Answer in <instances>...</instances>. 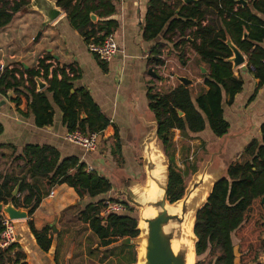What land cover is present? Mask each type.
Masks as SVG:
<instances>
[{
	"label": "trees",
	"instance_id": "obj_1",
	"mask_svg": "<svg viewBox=\"0 0 264 264\" xmlns=\"http://www.w3.org/2000/svg\"><path fill=\"white\" fill-rule=\"evenodd\" d=\"M52 1L80 31L87 47L92 43H102L118 29V23L113 19L116 0ZM247 1V6L240 0H196L188 4L185 0H175L173 4L170 0H151L149 3L144 42H153L163 34L165 41L180 53L181 61L186 56L185 49L189 47L210 69V73L204 77L207 89L201 90L196 97L190 86L182 84L162 93L154 86L148 89L149 110L157 122L158 138L170 164L168 198L171 203L184 197L188 178L199 171L198 165L202 159L198 157L197 150L192 152L193 135L209 127L214 137L223 138L230 130L224 117V104H229L225 97L232 99L242 90L243 81L234 76L233 64L228 62L233 57L229 41L248 56L249 65L256 69V78L264 84V48L259 46L264 42V21L257 14L264 15V0H244ZM30 4L31 0H0V29L23 15ZM210 12L216 16L215 22H208ZM93 14L99 18L97 25L92 21ZM164 48V44L151 48V66H164L161 58ZM52 60L53 57L47 54L40 60L38 68L0 71V94L5 96L14 90L21 95V88L28 91L31 97L28 115L34 117L35 125L39 128L53 123L52 99L63 112L68 132L79 131L84 135L102 133L110 122L89 93L78 90L72 94L71 74L75 70L71 68L68 72L65 67H53L49 62ZM37 79L46 80L49 85L46 91L37 93ZM15 102L20 103L19 98ZM83 112L88 115L85 120L81 119ZM177 131L181 137L179 144L175 141ZM3 133L4 126L0 122V136ZM116 141V146L121 150L118 136ZM178 156L182 159L183 167L178 165ZM21 159L29 167L28 173L32 177L51 172L53 177L50 180L53 183L68 185L80 198H97L112 191L108 180L97 173H88L86 165L80 164L78 158L58 162V157L49 147L29 145ZM20 181V190L14 196ZM35 189L26 184L25 178H10L0 172V203L4 205L12 202L18 208L21 196L28 191L23 208L30 209L31 216L41 203L40 194H36ZM109 201L121 203L114 196ZM105 202V199H100L87 205L81 213L82 220L89 223L98 237V251L104 250L107 255L118 257L120 264L123 261L137 264L135 246L123 243L127 238L133 240L140 235L135 210L128 203H122L126 207L125 212L102 216ZM32 232L42 248L48 251L52 241L45 236L47 229L37 232L32 226ZM195 234L198 238V258L208 255L212 256L214 264H234V249L239 246L242 264H262L259 258L264 250V125L262 140L246 147L216 183L207 205L197 216ZM14 250L15 247L0 251V264H22V254H15L13 261L11 255ZM197 264L204 262L198 261Z\"/></svg>",
	"mask_w": 264,
	"mask_h": 264
},
{
	"label": "crops",
	"instance_id": "obj_2",
	"mask_svg": "<svg viewBox=\"0 0 264 264\" xmlns=\"http://www.w3.org/2000/svg\"><path fill=\"white\" fill-rule=\"evenodd\" d=\"M150 1L114 2L116 13L113 19L118 23L114 35L120 52L110 63L101 61L97 55L89 52L80 31L69 22L67 14L62 10L59 18L46 25L43 14L28 7L12 24L0 29V62L7 65L8 69L38 68L40 60L50 54L53 60L49 62L53 67H65L68 72L71 68L75 70L71 74L74 87L72 94L78 90L89 93L102 115L110 122L102 132L98 151L85 154L81 148L65 140L69 132L63 121V112L52 99L53 123L39 128L35 125L34 117L28 115L31 98L28 91L21 88V95H17L14 90L5 96L0 94V122L4 126V133L0 136V146H3L0 149V172L10 178H25L26 184L35 187L36 194L41 197V203L34 213L16 223L18 242L11 255L13 261L15 254L19 253L24 256L22 264H109L110 259L105 257V251H98L100 241L89 223L82 220L81 213L87 205L100 199L108 201L116 194L114 197L119 199L122 191L131 189L143 177L140 146L151 130L148 125L155 122L149 110L148 89L154 86L158 87L160 93L161 89L171 91L181 84L177 78H186L192 82L189 86L194 90L195 97L201 90L207 89L204 77L210 73L209 66L192 49H185L189 61L182 63L180 53L165 41L163 34L153 42H144L143 33ZM174 1L170 0L172 4ZM257 14L264 21V15ZM92 16H95V20L92 18L93 23L99 24V18L94 14ZM207 20L215 22L217 18L210 12ZM158 44L165 45L161 57L165 64L151 66V48ZM259 46L264 48V42ZM243 55L246 71L241 67L234 69V76L243 81V88L232 99L230 96L225 97L229 103L224 104V117L230 125L228 134L216 138L207 127L204 132L193 135L197 138L195 143L198 150L192 144V152L197 150L200 158V149H203L202 154L205 156L210 154L214 163L208 166L209 172L218 174L219 178L226 174L229 164L246 147L262 140L264 84L256 78V69L249 65L248 56ZM150 71L158 77L154 78ZM198 72L199 76H195ZM41 80L45 87L40 90L37 83V93L49 87L46 80ZM17 98L20 103L15 102ZM87 118L88 115L83 112L81 119ZM178 135L179 131L176 132ZM117 136L121 150L116 146ZM29 145L49 147L58 157V162L78 158L80 164L86 165L87 172L92 168V172L108 180L112 191L97 198H80L68 185L53 183L50 180L53 177L51 172L32 177L28 173L29 167L21 159ZM21 184L22 181L16 188L19 186L20 190ZM53 191L54 195H51ZM27 195L28 191L21 196L18 208H23ZM32 226L37 232L47 229L45 236L52 241L48 251L37 242ZM259 262L264 264V250Z\"/></svg>",
	"mask_w": 264,
	"mask_h": 264
},
{
	"label": "water",
	"instance_id": "obj_3",
	"mask_svg": "<svg viewBox=\"0 0 264 264\" xmlns=\"http://www.w3.org/2000/svg\"><path fill=\"white\" fill-rule=\"evenodd\" d=\"M191 2H196V0H185V3H191ZM240 3L244 5L246 4L244 0H240ZM29 7L43 14L46 25L52 24L57 18H59L62 15L61 9L57 6L56 2L52 0H31V4ZM92 18L93 20H95V16H93ZM228 46L233 52V57L230 60H228V62L233 64V69L241 67L243 71H246V67L244 66L246 60H245L243 53L236 46H234L230 41L228 42ZM149 73L154 78L158 77L153 71H150ZM177 79L182 85L189 86L192 84V82L190 80H187L186 78H177ZM37 83H38L40 90L45 87V83L42 82L41 79H37ZM148 126L150 127L151 130L149 134L147 135V137L143 140L140 146V150L142 153V161H143L144 169L147 175L146 184L148 183L149 180L156 181L153 176L155 165L149 160V155L152 152V147L155 146L161 151L162 155L166 158V161H167L166 183L165 185H159V188L162 189L164 192L163 197H161V199L155 203H148L145 207L144 206L140 207L132 199L131 192H132L133 187L131 189L128 188L127 190L122 191L119 194V196H123L125 193H127L129 197V203L134 205L139 211L138 212V230L140 234H141V230L139 228V223L141 221V215H142L141 209L143 208L145 210L148 208H155L158 211L157 216L153 218L144 219V221L146 222L148 226L145 264H188V249L184 247L178 255H175L172 249V244H171L172 241L174 240V235H171V234L164 235V226H166L169 221L175 220L174 217H171L168 214L167 207L173 206L179 202H183L184 204L183 208H184L185 215L188 212H191L193 205H190L189 201L192 198L193 194L204 183V179H202L197 184H195L194 182L195 177L199 173L203 172V173L209 174L210 172L208 168H206L205 170L203 169L202 171L201 169H199L198 173H196L193 176V179L188 183L184 197L175 203H171L168 198V187H169V182H170L169 160L164 152V147L158 138V125H157L156 120L154 123H151ZM221 178H219V180ZM216 183L213 185L212 190L206 202L196 211L194 227H193L194 252H195L196 258H197L196 245L198 243V238L195 234V223H196L199 212L207 205L208 200L214 190ZM18 191H19V186L15 189L14 196L18 195ZM197 201L198 199L195 198L193 200V204L195 205ZM29 212H30V209L16 208L12 202H9L7 205L0 203V213H4L5 215H7L9 219H12V220L18 221V220L26 219L29 216ZM139 236L133 240L130 238H127L123 241V243L126 245H133V244L136 245L135 242L139 238ZM136 252H137V264H139V255H138L137 248H136ZM234 256H235L234 264H242V255L240 253V249L238 246H236L234 249Z\"/></svg>",
	"mask_w": 264,
	"mask_h": 264
},
{
	"label": "bare ground",
	"instance_id": "obj_4",
	"mask_svg": "<svg viewBox=\"0 0 264 264\" xmlns=\"http://www.w3.org/2000/svg\"><path fill=\"white\" fill-rule=\"evenodd\" d=\"M149 160L155 165L153 176L156 181L149 180L145 186L135 184L131 192L133 201L140 207H145L148 203H155L163 197L164 192L159 188V185H165L167 179V161L157 147H152ZM202 179H204L203 185L193 194L189 201V204L193 205L191 212H188L185 215L183 202L167 207L168 214L171 217H174L175 220L169 221L168 224L164 226V235H174V240L171 244L175 255H178L184 247L188 249V264H194L196 259L193 234L196 211L206 202L213 185L219 180V175L203 172L199 173L195 177V184ZM195 198H197L198 201L194 205L193 200ZM142 209L141 221L139 223L141 234L136 240L137 244L140 246L137 250L139 255V264H145L146 262L145 254L147 247L148 226L144 219L153 218L158 214V211L155 208H148L145 210Z\"/></svg>",
	"mask_w": 264,
	"mask_h": 264
},
{
	"label": "built area",
	"instance_id": "obj_5",
	"mask_svg": "<svg viewBox=\"0 0 264 264\" xmlns=\"http://www.w3.org/2000/svg\"><path fill=\"white\" fill-rule=\"evenodd\" d=\"M89 52L97 55L101 61L110 63L113 58L120 52V47L114 34L109 35L106 39L100 43H92L88 46ZM8 69L7 66L1 61L0 71ZM102 133H91L84 135L79 131L69 132L65 136V140L79 148H81L85 154H90L98 151ZM93 169L89 168L88 172H92ZM54 195V191L51 192ZM105 209L102 211V216H108L115 212H125L126 207L121 203H112L111 201L105 202ZM17 221L9 219L4 213H0V251H6L14 247L18 242Z\"/></svg>",
	"mask_w": 264,
	"mask_h": 264
},
{
	"label": "rangeland",
	"instance_id": "obj_6",
	"mask_svg": "<svg viewBox=\"0 0 264 264\" xmlns=\"http://www.w3.org/2000/svg\"><path fill=\"white\" fill-rule=\"evenodd\" d=\"M35 39V38H34ZM181 60V59H180ZM185 61V62H184ZM189 61V59L187 58V56H185V58H184V60H182V63H187ZM7 66V65H6ZM199 73L200 72H198V73H196L195 74V76H199ZM173 78H174V76H173ZM158 88V87H157ZM160 88V87H159ZM171 88V87H170ZM162 90V92H165V91H167V90H165V89H161ZM193 92H194V90H193ZM194 138V137H193ZM196 140H197V138H194L193 140H192V144L196 147V146H198V145H196ZM175 141L179 144L180 143V141H181V138H180V136L178 135V136H176L175 137ZM196 149H197V147H196ZM198 150V149H197ZM202 151H203V149H200V156H201V159L203 160V162H201V163H199V169H201V171L204 169H206V168H208V166H213V163L214 162H212L211 160L212 159H210V157H212V156H210V154L209 155H207V156H205L204 154H202ZM198 152V151H197ZM141 156H142V153H141ZM200 158V157H199ZM213 158V157H212ZM141 161H142V158H141ZM177 161H178V165L179 166H181V167H183V165H182V159H181V157L180 156H178L177 157ZM211 161V162H210ZM142 166H143V171H144V174H143V177L140 179V180H138L139 182L138 183H135V184H141V185H145L146 184V182H147V175H146V171H145V169H144V164H143V161H142ZM193 179V176H191L190 178H188V183L191 181ZM134 184V185H135ZM117 195V194H116ZM116 195H113V196H116ZM115 198V197H114ZM117 199V198H116ZM120 202H122V203H128L129 204V206L131 207V208H133L134 210H135V214H137V216H138V210H137V208L134 206V205H132V204H130L129 203V197H128V195H127V193H125L122 197H119V199H118ZM136 243V245H134L135 246V249L137 248V250L140 248V246L137 244V242H135ZM98 252V251H97ZM94 253H96V252H94ZM107 259H110V262H109V264H120L119 263V258L118 257H114V256H110L109 254L107 255ZM198 261H202V262H204V264H214V259L212 258V256H208V255H206V256H202V257H200V258H196V260H195V264H197V262ZM123 264H127L125 261H123Z\"/></svg>",
	"mask_w": 264,
	"mask_h": 264
}]
</instances>
